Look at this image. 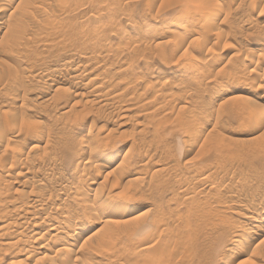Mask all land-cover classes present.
<instances>
[{"label":"rangeland","instance_id":"rangeland-1","mask_svg":"<svg viewBox=\"0 0 264 264\" xmlns=\"http://www.w3.org/2000/svg\"><path fill=\"white\" fill-rule=\"evenodd\" d=\"M1 1L0 264H128L149 218L167 264H264V241L239 257L234 241L264 228V0ZM46 8L55 20L37 33ZM90 206L102 231L61 226ZM198 218L209 237L189 260Z\"/></svg>","mask_w":264,"mask_h":264},{"label":"bare ground","instance_id":"bare-ground-1","mask_svg":"<svg viewBox=\"0 0 264 264\" xmlns=\"http://www.w3.org/2000/svg\"><path fill=\"white\" fill-rule=\"evenodd\" d=\"M0 1H1V0H0ZM3 1H7V0H3ZM3 1H1V2L3 3ZM12 1H14V0H12ZM46 1H48V0H46ZM9 2H10V1H9ZM58 2L60 3L61 0H60V1L57 0V3H58ZM4 3L7 4L8 1H7V3H6V2H4ZM22 3H23V2H22ZM22 3H21V4H22ZM43 3H44V2H43ZM46 3H48V2H46ZM10 4H11V3H10ZM8 5H9V4H8ZM46 5H47V4H46ZM49 7H50V6H49ZM49 7H48V8H49ZM48 8H46V10H47ZM51 8H52V7H51ZM49 9H50V8H49ZM3 10H4V9H3ZM54 10H55V9H53V14L56 15V11H54ZM51 12H52V11H49V10H47L46 12H45V11L43 12V13H44V18H43V19L40 18V21H39V23L37 24V26H39V28L35 26V27H36V28H35V29H36L35 31H37V33H38L39 30H40V31H41V30H44V29L46 30V28H48L49 26L51 27V22L53 23V20H51V19L54 18V20H55V17L51 18ZM54 12H55V13H54ZM201 12H203V11H201ZM204 12H205V11H204ZM204 12H203L202 15H200V16H203ZM210 12H211V11H210ZM212 12H213V11H212ZM53 14H52V16H53ZM197 14H198V13H197ZM199 14H200V13H199ZM42 15H43V14H42ZM55 15H54V16H55ZM176 15H178V16H176V17H174V18L172 17V18H171V21L169 20V23H168L169 26H171V27H178V26H179V27H180V26L182 25V21L185 20V19H183L184 17L182 18L183 13H182V14H181V13H180V14H176ZM180 15H181V16H180ZM204 15H205V14H204ZM207 15H208V14H207ZM209 15H211V13H210ZM183 16H185V15H183ZM205 16H206V15H205ZM205 16H204V18H206ZM212 16H213V13H212L211 17H212ZM0 17H1V16H0ZM41 17H42V16H41ZM185 17H186V16H185ZM196 17H197V18H195V19H197V21L200 20V19H202V17H200V19H198L199 15H196ZM182 19H183V20H182ZM208 19H209V17H208ZM37 20H39V18H38ZM202 20H203V19H202ZM204 20H205V19H204ZM206 20H207V19H206ZM210 20H211V18H210ZM195 21H196V20H195ZM197 21H196L195 23H196L197 25L200 24V23H197ZM200 21H201V20H200ZM207 21H208V20H207ZM184 22H185V21H184ZM198 22H199V21H198ZM205 23L207 24V22H205ZM35 25H36V24H35ZM52 25H53V24H52ZM149 25H150V24H149ZM188 25H189V24H188ZM191 25H192V24H190L189 26H191ZM197 25H196V26H197ZM200 25H201V24H200ZM200 25H199V28H200ZM202 25H203V23H202ZM182 26H183V25H182ZM50 27H49V28H50ZM147 27H148V26H147ZM151 27H152V26H151ZM185 27H186V26H185ZM187 27H188V26H187ZM192 27H193V26H192ZM49 28H48V29H49ZM189 28H190V27H189ZM193 28H197V27H193ZM37 29H38V30H37ZM170 29H171V28H170ZM183 29H184V28H183ZM175 30H176V29H175ZM185 30H187V28H186ZM189 30H190V29H189ZM194 31H195V30H194ZM196 31H197V30H196ZM48 32H49V31H48ZM48 32L46 31V33H48ZM184 32H186V31H184ZM189 32H190V31H189ZM204 32H205V30H204ZM204 32H203V33H204ZM39 33H40V32H39ZM41 33H42V32H41ZM169 33H170V32H169ZM172 33H173V31H172ZM48 34H49V33H48ZM48 34H47V35H48ZM50 34H51V33H50ZM50 34H49V35H50ZM182 34L186 36V34H188V33L186 32V34H184V33H182ZM189 34H190V33H189ZM201 34H202V33H201ZM207 34H209V32H208ZM180 35H181V34H180ZM180 35H179V36H180ZM183 35H182V36H183ZM203 35H204V34H203ZM182 36L179 37V38H181V39L186 38V37H182ZM205 36H207V35H205ZM207 37H208V36H207ZM209 37H210V36H209ZM179 38H178L177 40H179ZM203 39H204V38H203ZM205 39H206V38H205ZM217 39H218V38H217ZM183 40H184V39H183ZM183 40H180V41L182 42ZM201 41H202V39H201ZM203 41H204V40H203ZM178 42H179V41H178ZM191 57H192V56H191ZM189 60H190V59H189ZM191 61H192V60H191ZM194 63L196 64L197 62H194ZM190 64H192V63H190ZM193 65H194V64H193ZM184 66H185V65H184ZM197 66H198V65H197ZM190 67H192V69H193L195 66H191V65H188V64H187L186 67H185V69H183V70H184L185 72H188V73H189L188 70H190V72H192L191 69H190ZM73 69H74V68H73ZM184 71H183V72H184ZM184 75H185V74H184ZM74 76H75V75H74ZM74 76H73V77H74ZM198 76H199V75H198ZM198 76H197V77H198ZM71 77H72V76H71ZM78 77H79V76H78ZM79 78H80V77H79ZM195 78H196V77H195ZM98 82H99V81H98ZM77 84H78V83H77ZM82 84H83V83H82ZM97 84L99 85V83H97ZM97 84H96V85H97ZM101 84H103V83H101ZM98 85H97V86H98ZM81 86H82V85H81ZM98 87H100V86H98ZM98 87H96V88H98ZM75 89H76V88H75ZM75 89H74V90H75ZM93 90H95V89H93ZM98 90H99V89H98ZM97 92H98V91H97ZM97 92H96V94H97ZM75 94H76V93H75ZM75 94H74V95H75ZM100 94H101V93H100ZM105 94H107V93H105ZM116 95H117V94H116ZM106 96H107V95H106ZM111 96H112V95H111ZM119 96H120V95H119ZM114 97H116V96H114ZM106 98H107V97H106ZM110 98H112V97H110ZM104 99H105V98H104ZM114 99H116V98H114ZM107 100H108V99H107ZM106 103H107V102H106ZM104 104H105V103H104ZM247 107H248V106H247ZM248 108H249V107H248ZM259 108H260V106H259ZM246 109H247V108H246ZM249 109L252 110V108H249ZM249 109H248V110H249ZM248 110H247V111H248ZM258 116H259V113H258V115H257V113H256V116H255L254 118H257ZM0 135H1V134H0ZM4 136H5V135H4ZM5 137H6V136H5ZM2 138H3V135H2ZM2 138H1V139H2ZM1 139H0V141H1ZM3 140H4V139H3ZM3 140H2V141H3ZM114 153H115V152H114ZM89 162H90V161H89ZM13 163H15V162H13ZM88 164H89V163H88ZM89 165H90V164H89ZM95 165H96V164H95ZM95 165H94V166H95ZM120 165H121V164H120ZM91 166H92V165H91ZM12 167H13V166H12ZM85 167H86V166H85ZM88 167H90V166H87V168H86L87 170H88ZM9 168H11V167L9 166ZM83 168H84V167H83ZM90 168H91V167H90ZM10 170H11V169H10ZM84 170H85V169H84ZM87 170H86V172H87ZM83 172H84V171H82L81 173H83ZM86 172H85V173H86ZM90 174H91V173H90ZM82 175H83V174H82ZM197 175H198V174H197ZM205 175H206V174H205ZM83 176H84V175H83ZM85 176H86V174H85ZM201 176H202V175H201ZM86 177H87V176H86ZM86 177H85V178H86ZM89 177H90V176H89ZM206 177H208V176L206 175ZM231 177H232V176H231ZM231 177H230V178H231ZM87 178H88V177H87ZM87 178H86L85 180H88ZM91 178H92V177H91ZM200 178L202 179L203 177H200ZM200 178H198V179H200ZM204 178H205V177H204ZM204 178L202 179L203 182L200 180L201 183H204V182H205V179H206V178H205V179H204ZM209 178H210V177H209ZM209 178H208V179H209ZM235 178H236V177H235ZM228 179H229V178H228ZM80 180H81V179H80ZM91 180H92V179H91ZM231 180H234V179L231 178ZM191 181H192V180H191ZM206 182H207V180H206ZM88 183H89V182H88ZM202 189H203V187H201L200 190H202ZM80 192H81V191H80ZM96 192H97V191H96ZM194 192H195V191H194ZM97 193H98V192H97ZM200 193H201V191H199V192L196 194V195H197V198H198V196L201 195ZM194 194H195V193H194ZM194 194H193V195H194ZM243 194L245 195V193H243ZM243 194H242V196H243ZM193 195L191 196L192 199H193V200L195 199V201H197L196 195H194V198H193ZM238 196H239V195H238ZM242 196H241V198H242ZM109 197H110V196H109ZM189 197H190V196H189ZM189 197H188V198H189ZM243 197H244V196H243ZM245 197H247V196H245ZM105 198H106V197H105ZM107 198H108V197H107ZM207 198H208V197H207ZM241 198H240V199H241ZM205 199H206V198H205ZM205 199L203 198V200H205ZM242 199H244V198H242ZM203 200H199V198H198V201H203ZM188 201H189V199H188ZM198 201H197V206H199V205H201V206H202V205L205 206V205L203 204L204 201H203L202 203L200 202L201 204H199V205H198V203H199ZM206 201H207V204H208L209 201H208V200H206ZM206 201H205V202H206ZM95 202H96V201H95ZM98 202H99V201H98ZM101 202H102V201H101ZM239 202H240V201H239ZM37 203H38V202H37ZM37 203H36V204H37ZM103 203H104V202H103ZM103 203H101V204L104 205ZM189 203H190V201H189ZM261 203L263 204V202H261ZM98 204H100V203H98ZM106 204H107V203H106ZM195 204H196V203H195ZM195 204H193V205H195ZM94 205H96V204H94ZM102 205H101V206H102ZM191 205H192V204H191ZM209 205H210V204H209ZM33 206H34V205H33ZM68 206H69V205H68ZM195 206H196V205H195ZM195 206H194V208H195ZM201 206H200V207H201ZM59 207H60V206H59ZM96 207H97V206H96ZM96 207L93 208V207L90 206V207L88 208V209H89L88 212L86 211L88 214L85 212L86 217H87V218L89 217V221H87V222H85V223H81V224H79V225H77V226H75V225L72 226V225H70V223L62 221V222H64V224L61 225V226L65 227V228H68V229L71 228V230L73 231L72 234H79L80 232H83V233H84V232H86V231H87V232L89 231L90 235H91V234H92L93 236H94V234L96 235V234H97L96 232L102 231V230L106 227L105 223H107V222H104L105 220H104L102 223L100 222L101 220H99V219H100L101 217L99 218V215H101V214H100V211H99L98 207H97V208H96ZM123 207H124V206H123ZM200 207H198V208H200ZM207 207H209V206H207ZM57 208H58V207H57ZM201 208H202V207H201ZM201 208H200L199 210H201ZM203 208H204V207H203ZM41 209H42V208H41ZM58 209H59V208H58ZM118 209H119V208H118ZM196 209H197V207H196ZM205 209H206V208H205ZM205 209H204V210H205ZM122 210H123V209H122ZM122 210H120V211H122ZM125 210H126V209H125ZM125 210H124V211H125ZM209 210H210V209H209ZM209 210H207V212L210 214V217H211V214H212L211 212H212V211L209 212ZM196 211H198V210H196ZM27 212H28V211H27ZM126 212H128V211H125V213H126ZM159 212L161 213V211H159ZM203 212H205V211H203ZM120 213H121V212H120ZM162 213H163V212H162ZM197 213H198V212H197ZM123 214H124V213H123ZM164 214H165V213H163L162 215H164ZM201 214H202V212H201ZM201 214H200V215H201ZM87 215H88V216H87ZM154 215H155V214H154ZM157 215H158V214H157ZM159 215H160V214H159ZM202 215H203V214H202ZM202 215H201V216H202ZM205 215H206V214H205ZM205 215H203V217H204ZM207 215H208V214H207ZM207 215H206V216H207ZM261 215H262V214H261ZM51 216H52V215H51ZM143 216H144V214H143L142 212H138V213H136V216H134V219H140V220H141V218H143ZM164 216H165V215H164ZM201 216H200V217H201ZM206 216H205V217H206ZM219 216H220V215H219ZM255 216H256V215H255ZM154 217H155V216H154ZM208 217H209V216H208ZM263 217H264V210H263ZM156 218H157V216H156ZM164 218L166 219V217H164ZM201 218H202V217H201ZM201 218H198V219H197V222H198L199 219H201ZM153 219H155V218H153ZM153 219H152V218H151V219L149 218V220L152 221V222H153ZM165 219H164V221L162 220L164 223H165V221H167L168 218H167L166 220H165ZM206 219H207V218H205V223H207L208 220H210V219H208V220H206ZM85 220H86V219H85ZM132 220H133V219H132ZM140 220H139V221H140ZM149 220H148V224L152 223V222H149ZM202 220H203V218H202ZM219 220H220V219H219ZM223 220H224V219H223ZM107 221L109 222V219H108ZM145 221H147V220H145ZM145 221H141V222H142V223H141L142 225L139 224L138 227H140V225L143 226V224H146V223H144ZM155 221H156V219H155ZM157 221H158V220H157ZM157 221H156V224H154V225H153V224H152V225H148V224H147L148 226H151V229L153 228V229H152V230H153L152 233L150 232V229H149L150 227H149L148 229L145 230V227H147V225L144 226V228H143V227L139 228L140 230H142V228H143V231L145 232V235L142 234V236H143V237H144V236L147 237V238L144 237V238H146V239L143 238V240L150 241L149 245H146V246H145V245H144L145 242H142V238L140 237V236H141V235H140V232L142 233V231L139 230V232L137 231V232H138V235L135 234V237H138V238L141 240L142 244L144 245V246L141 247L143 252L139 251V252H140V253H139V252L137 251L138 254L135 253V254H137V255L133 254V255H135V257H136L135 259H137V257L139 258V259H137V262H140V264H141V262H143V260H146L145 262H147V260H148V262H150L151 264H154V262L152 263L151 260H152V261H156L157 263H155V264H167V263H168L167 259H169V257H167V256H169V254H171V253L168 252V250H167V249H168V246L162 241V240H164L163 238L165 237V236H164L165 233L163 232V231H165V229H161L160 227L158 228V225H159L160 223H157ZM160 221H161V220H159V222H160ZM194 221H195V220H194ZM194 221H193V222H194ZM206 221H207V222H206ZM258 221H259V220H258L257 217H252V218H251V222H252V223H254V222H258ZM33 222H34V221H33ZM58 222H59V221H58ZM199 222H200V221H199ZM199 222H198V224H197L196 222H195V224L192 223V226H194V227H192V228L190 227V225L187 226L186 229H187L188 227H190L191 229H189L188 231L185 229L186 231L183 232V235H184V236H183V240H184V241H183L184 248H183L182 251H183L184 254H186V256H187V258H188L189 260L192 259V258H190V257H193V255H194V251H195V249H196V246L198 245V244H197L198 241H200V240L202 241V239H203V241L206 240V239H204V238H206L207 235L204 236L203 233L200 232L201 229L203 230V229L206 228V227H203V224H199ZM202 222H203V221H202ZM202 222H201V223H202ZM164 223H163V224H164ZM216 223H217V220H216ZM216 223H212V224H216ZM157 224H158V225H157ZM186 224H190V222H188V223H186ZM210 224H211V223H210ZM212 224H211L210 226L213 227L214 225H212ZM33 225H34V224H33ZM39 225H40V224H39ZM53 225H54V224H53ZM160 225H161V224H160ZM204 225L206 226V225H208V224H204ZM254 225H255V226H259V224H254ZM18 226H19V225H18ZM57 226H58V225H57ZM133 226H135V225H133ZM255 226H254V227H255ZM138 227H135V228L132 227V228L134 229V232H135V233H137L135 229H136V228L138 229ZM161 227H162V225H161ZM201 227H202V228H201ZM130 228H131V227H130ZM200 228H201V229H200ZM258 228H260L259 231H254V233H253L254 235H250V236H249V240H248L247 242H246V241H245V242H242V237H243L242 234L240 235V233H237V234L235 235V236H236V239H234V241H235L236 243H238V244H239V247H240V249H239V250L237 251V253H236L237 257L242 256V254H244L245 249H246V246H247L246 243H249V244H250V243H252V241H255L253 244H254V246L256 247V249H257V247H259V246L263 243V241H264V237H262V236L264 235V228L261 227V226L258 227ZM61 229H62V227H61ZM133 229H129V231H130V230H133ZM158 229L163 230V231L160 232V233H164V234H163L164 237H163L162 235H160V234H156V232L159 233V232H158ZM48 230L54 232V231L57 230V228H56V226H52V225H51V227H50ZM127 230H128V229H127ZM147 230H149V231H147ZM152 230H151V231H152ZM60 231H61V230H59V232H60ZM159 231H160V230H159ZM59 232H58V233H59ZM61 232H62V231H61ZM63 232H65V231L63 230ZM63 232H62V234H63ZM131 232H132V231H131ZM144 232H143V233H144ZM146 232H149V233H146ZM55 233H56V232H55ZM55 233H54V234H55ZM132 233H133V232H132ZM42 234H43V233H42ZM54 234H53V236H55ZM60 234H61V233H60ZM147 234H149V235L154 234V235H151V236L148 237ZM155 234H156V235H155ZM57 235H58V234H57ZM57 235H56V236H57ZM90 235H89V236H90ZM92 235H91V236H92ZM106 235H107V234H106ZM128 235H129V234H128ZM133 235H134V233L132 234V239H131V240H133V239L136 240L137 238H133ZM1 236H2V235H1ZM98 236H99V234H98ZM155 236H156V237H155ZM161 236H162V237H161ZM166 236H167V235H166ZM57 237H58V236H57ZM75 237H76V236H75ZM99 237L101 238V236H99ZM103 237H104V239H105V234H104ZM129 237L131 238V235H129ZM208 237H209V236H207V239H208ZM261 237H262V239H261ZM54 238H55V237H54ZM58 238H60V237H58ZM77 238H80V237H77ZM87 238H88V237H87ZM87 238H86V239H87ZM60 239H63V237H61ZM86 239H85V240H86ZM92 239H93V238H92ZM104 239H103V240H104ZM139 239H138V240H139ZM247 239H248V238H247ZM57 240H58V239H57ZM57 240H56V241H57ZM75 240H77V239H75ZM98 240H99V239H98ZM98 240H97L96 242H99ZM100 240H101V239H100ZM131 240H129V241H131ZM135 240H133V241H135ZM138 240H137V241H138ZM59 241H60V240H59ZM63 241H64V240H63ZM79 241H80V240H79ZM101 241H102V240H101ZM104 242H105V240H104ZM135 242H136V241H135ZM135 242H132V243L136 244ZM57 243H59V242H57ZM65 243H66V241H65ZM100 243H101V242H100ZM132 243H131V244H132ZM138 243H140V241H138ZM147 243H148V242H147ZM45 244H46V243H45ZM80 244H81V243H80ZM131 244H130V245H131ZM142 244H141V245H142ZM90 245H91V244H90ZM132 245H133V244H132ZM236 245H237V244H236ZM38 246H39L40 248L43 247V245H42V246L38 245ZM65 246H66V245H65ZM79 246H80V245H79ZM134 246H135V245H134ZM39 247H38V248H39ZM60 247H62V246H60ZM66 247H67V246H66ZM66 247H65V253H64V254H67V253L70 252L69 249L66 248ZM137 247H139V244H138ZM63 248H64V247H63ZM84 248H85V247H84ZM86 248H87V247H86ZM89 248H90V247H89ZM135 248H136V246H135ZM57 249H58V248H57ZM57 249H56V250H57ZM87 249H88V248H87ZM137 249H139V248H137ZM137 249H136V250H137ZM43 250H44V249H43ZM45 250H46V249H45ZM59 250H61V249L59 248ZM62 250H63V249H62ZM125 250H126V249H125ZM166 250H167V251H166ZM128 251L130 252V250H128ZM128 251H126V252H128ZM131 251H132V250H131ZM133 251L135 252V250H133ZM133 251H132V252H133ZM164 251H165V252H164ZM60 252H62V251H60ZM129 252H128V256L125 257V258H128V257L131 256V261H130V258H128V261H129L128 264L132 262V257H133V255L131 254L132 252H130L131 255L129 256ZM234 252H236V251H234ZM260 252H261V251H260ZM31 253H32V252H31ZM31 253H30V254H31ZM33 253H34V252H33ZM57 253H59V252H57ZM101 253H102V252H101ZM103 253H104V252H103ZM168 253H169V254H168ZM263 253H264V252H263ZM55 254H56V253H55ZM62 254H63V253H62ZM98 254H99V253H98ZM125 254H126V253H125ZM139 254H141L140 256H142V254H143V256H142L143 259L141 258L142 261L140 260ZM102 255H104V254H102ZM108 255H109V253L107 254V256H108ZM28 256H29V255H28ZM31 256H32V254H31ZM66 256L68 257V254H67ZM125 256H126V255H125ZM262 256H263V255H261V257H262ZM29 257H30V256H29ZM29 257H28V258H29ZM62 257H63V256H62ZM67 257H66V258H67ZM69 257H70V253H69ZM69 257H68V260L70 261ZM111 257H112V256H111ZM166 257H167V258H166ZM235 257H236V256H235ZM76 258H77V256H76ZM80 258H81V257H80ZM108 258H109V257H108ZM157 258H158V259H157ZM262 258H263V257H262ZM60 259H62V258H60ZM64 259H65V258H64ZM110 259H112V258H110ZM164 259H165V260H164ZM68 260H67V262H66V260H65V261L63 260V261L66 262V264H68ZM123 260H124V259H123ZM126 260H127V259H126ZM133 260H134V258H133ZM138 260H140V261H138ZM74 261H75V260H74ZM84 261H85V260H84ZM113 261H114V260H113ZM113 261H111V264H112ZM165 261H167V263H166ZM59 262H60V261H59ZM109 262H110V261H109ZM134 262H135V263H131V264H136V263H137L136 260H135ZM145 262H143V263L146 264ZM148 262H147V263H148ZM244 262H245V260H240L238 263H239V264H242V263H244ZM85 263H86V262H85ZM85 263H83V264H85ZM143 263H142V264H143ZM150 263H148V264H150ZM51 264H52V263H51ZM57 264H58V263H57ZM62 264H63V263H62ZM64 264H65V263H64ZM70 264H71V263H70ZM86 264H88V263H86ZM106 264H107V263H106ZM109 264H110V263H109ZM114 264H115V263H114ZM116 264H117V263H116ZM118 264H119V262H118ZM120 264H122V263H120ZM123 264H124V263H123ZM126 264H127V262H126ZM137 264H138V263H137ZM246 264H247V263H246ZM254 264H255V263H254Z\"/></svg>","mask_w":264,"mask_h":264}]
</instances>
